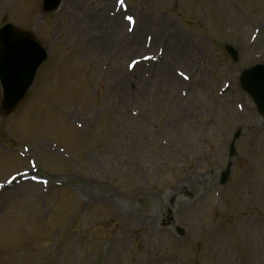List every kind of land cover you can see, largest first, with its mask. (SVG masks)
<instances>
[{
	"label": "rangeland",
	"instance_id": "obj_1",
	"mask_svg": "<svg viewBox=\"0 0 264 264\" xmlns=\"http://www.w3.org/2000/svg\"><path fill=\"white\" fill-rule=\"evenodd\" d=\"M40 5L0 0V26L48 52L0 112V264H264V119L238 82L264 64V0ZM167 38L193 54L168 68L179 85L140 65L165 59Z\"/></svg>",
	"mask_w": 264,
	"mask_h": 264
},
{
	"label": "water",
	"instance_id": "obj_2",
	"mask_svg": "<svg viewBox=\"0 0 264 264\" xmlns=\"http://www.w3.org/2000/svg\"><path fill=\"white\" fill-rule=\"evenodd\" d=\"M56 0H45L44 11H54L58 6ZM229 55L236 59L232 48H226ZM45 54L35 39L28 34L6 27L0 32V79L4 88L2 110L9 114L15 109L31 85L34 74ZM241 85L252 98L259 113L264 117V67H255L244 72ZM239 135V134H238ZM238 135L234 137V141ZM234 152L231 147L230 156ZM229 166L222 174L221 183L229 178ZM180 236L183 233L178 230Z\"/></svg>",
	"mask_w": 264,
	"mask_h": 264
},
{
	"label": "bare ground",
	"instance_id": "obj_3",
	"mask_svg": "<svg viewBox=\"0 0 264 264\" xmlns=\"http://www.w3.org/2000/svg\"><path fill=\"white\" fill-rule=\"evenodd\" d=\"M104 9H106V7ZM104 9H102L101 11H104ZM162 31L163 32L164 31L171 32V29L170 28L166 29V27H164V29H162ZM175 33H177V31H175ZM167 35H172V34H167ZM174 35L176 36V34H174ZM129 37H130V44L129 45L132 48L140 49V40L139 39H135L136 38L135 36L133 37V36L130 35ZM155 40L156 39L153 38L152 41H155ZM161 41H163V40H161ZM172 41H174V40L173 39H170V38H167L165 40L166 43L168 42L167 43V45H168V49L167 50L168 51L166 50V55L167 56L165 57V59H163L162 61L158 62L157 64H152L153 65L152 67H151V64H149L148 65V68H145V63L144 62L140 63V65L143 68L142 70L146 71L148 74H150L151 72H152V75H157V74L160 73V75H162L163 77H165V74H166L167 78L170 81H173L174 85H179V81L178 80H174V79L172 80V79L169 78V73H168V70L169 69L168 68H169V66H171L172 61L178 60L180 58V56H183V55H186V56L192 55L193 56V54H192V52L191 53H187L185 51V46L184 45H181L180 42H176L175 41L176 43H173ZM166 43H164V44H166ZM132 61H133V57H132ZM137 70H140V69H137ZM135 73H136V71L134 72L133 76L135 75ZM174 73L181 80L182 79L185 80L184 74H182L181 72H179L177 70H174ZM137 74H139V73H137ZM125 80L128 83L131 82V79H129V77H126ZM133 80H135V78ZM138 80L139 79H137V81ZM163 82L168 83L167 81H163ZM121 83H123V81L122 82H118L117 85L120 86V85H122ZM140 84H141V81H140ZM121 88H122V86H121ZM122 94H124V93H122ZM142 94H143V91H141V93L139 91L136 93V95L138 97H140ZM120 101H122V100L120 99Z\"/></svg>",
	"mask_w": 264,
	"mask_h": 264
}]
</instances>
